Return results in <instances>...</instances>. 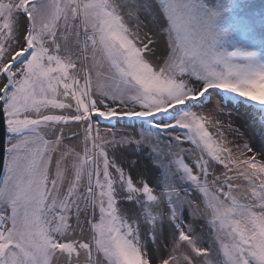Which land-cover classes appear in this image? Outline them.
<instances>
[{"label": "snow or ice", "instance_id": "obj_1", "mask_svg": "<svg viewBox=\"0 0 264 264\" xmlns=\"http://www.w3.org/2000/svg\"><path fill=\"white\" fill-rule=\"evenodd\" d=\"M218 16L205 0H0V264H264V154L245 139L234 159L202 112L214 95L264 106V64L217 50Z\"/></svg>", "mask_w": 264, "mask_h": 264}, {"label": "rangeland", "instance_id": "obj_2", "mask_svg": "<svg viewBox=\"0 0 264 264\" xmlns=\"http://www.w3.org/2000/svg\"><path fill=\"white\" fill-rule=\"evenodd\" d=\"M205 3L209 8L219 13L215 27L217 50L240 55L252 53L255 54L257 62L264 64V0H205ZM249 37L251 40H247ZM153 39L157 43L161 42L163 52L166 46V37L163 34H158ZM240 55L235 57L237 61L241 59ZM93 77H95L94 71ZM232 104L231 107H225L220 97L215 95L212 97L211 104H206L202 110L206 117L208 131L215 140L231 149L234 159L239 157L245 139L251 142L254 150L264 154V106H258L244 98H234ZM216 105L223 109L222 113L214 110ZM113 123H115V130L118 132L135 130L124 122L116 123L114 121ZM236 128H239L244 134L243 137L236 133ZM73 130L79 131L80 126ZM65 135H71V131L67 128ZM65 143L76 147L77 150H82V145L78 140L65 141ZM183 147L188 150L186 153H182L183 159L190 166H194L195 160L200 156L199 148L188 142H185ZM58 156L59 153L54 154L53 161ZM212 163L215 164L214 161ZM209 171L211 180L213 174H220L224 169L222 165H218L215 168H210ZM134 175L136 174L134 173ZM231 175L234 176L235 173H231ZM3 178L4 173L1 182ZM231 182L233 184L244 183L243 180ZM65 183L67 184V181ZM190 198L199 199V195L193 192L190 194ZM201 211H203V206ZM201 231L207 233L206 229H201ZM81 258L86 262V257L82 255Z\"/></svg>", "mask_w": 264, "mask_h": 264}, {"label": "water", "instance_id": "obj_3", "mask_svg": "<svg viewBox=\"0 0 264 264\" xmlns=\"http://www.w3.org/2000/svg\"><path fill=\"white\" fill-rule=\"evenodd\" d=\"M6 141H7V137L3 126V121L2 118H0V156L3 155L5 156V158H6ZM3 173H4V168L3 166H0V182L2 180Z\"/></svg>", "mask_w": 264, "mask_h": 264}, {"label": "bare ground", "instance_id": "obj_4", "mask_svg": "<svg viewBox=\"0 0 264 264\" xmlns=\"http://www.w3.org/2000/svg\"><path fill=\"white\" fill-rule=\"evenodd\" d=\"M247 40H251V37H249ZM158 44V48H157V51L158 52H162V45H161V42L157 43Z\"/></svg>", "mask_w": 264, "mask_h": 264}, {"label": "crops", "instance_id": "obj_5", "mask_svg": "<svg viewBox=\"0 0 264 264\" xmlns=\"http://www.w3.org/2000/svg\"><path fill=\"white\" fill-rule=\"evenodd\" d=\"M81 264H85V261L83 258H81Z\"/></svg>", "mask_w": 264, "mask_h": 264}, {"label": "trees", "instance_id": "obj_6", "mask_svg": "<svg viewBox=\"0 0 264 264\" xmlns=\"http://www.w3.org/2000/svg\"><path fill=\"white\" fill-rule=\"evenodd\" d=\"M242 56H243V55L241 54L240 57L242 58Z\"/></svg>", "mask_w": 264, "mask_h": 264}]
</instances>
